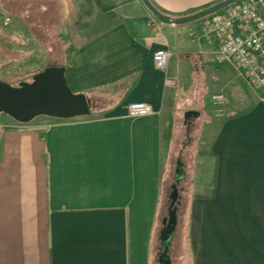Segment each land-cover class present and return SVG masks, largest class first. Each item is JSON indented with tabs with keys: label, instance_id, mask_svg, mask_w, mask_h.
Masks as SVG:
<instances>
[{
	"label": "crops",
	"instance_id": "obj_1",
	"mask_svg": "<svg viewBox=\"0 0 264 264\" xmlns=\"http://www.w3.org/2000/svg\"><path fill=\"white\" fill-rule=\"evenodd\" d=\"M149 1L182 16L220 0ZM0 19L23 23V45L39 46L24 55L62 64L68 87L90 103L72 118L0 117V264H156L174 109L190 104L197 65L222 78L211 100L237 87L238 73L202 37L205 19L163 24L141 0H0ZM157 49L170 53L164 69ZM247 85L249 105L206 108L212 182L194 179L188 264H264V100ZM132 101L152 112L128 115Z\"/></svg>",
	"mask_w": 264,
	"mask_h": 264
},
{
	"label": "rangeland",
	"instance_id": "obj_2",
	"mask_svg": "<svg viewBox=\"0 0 264 264\" xmlns=\"http://www.w3.org/2000/svg\"><path fill=\"white\" fill-rule=\"evenodd\" d=\"M209 17L210 16L205 17V21ZM1 21H3V19H0V22ZM23 36H25L23 23H0V80L12 85H18L21 81H30L34 74L42 71L47 65L53 64L52 62H57L56 60L42 58L43 55L41 52L37 55L30 54L31 58H27L24 55L23 50L25 48H35V51H37L39 46L37 44L32 45V43L30 45L28 43L23 45ZM219 64L224 66L222 63ZM216 74L217 72L214 71V67H210L207 71H202L201 67L197 65L196 83L193 91L189 93L190 104L188 106H179L175 108L172 117L173 123L171 131L173 132L174 137L165 159L166 164L163 176V188L165 189V194L162 203L159 205L157 213L158 219L153 235L154 245L156 246V258L159 241L158 232L162 226L161 220L169 203L167 195L171 189V184L174 182L176 165L181 163L184 167L185 176L177 184L179 191V197L176 203L177 224L175 234L169 245V258L171 264H188L184 223L187 216L189 199L196 191L194 179H202L203 186L205 185L204 181H207L209 186L212 182L211 162L208 163V170L210 171L209 176H205V173L207 172L205 167L206 161H204L206 153L204 150L205 143L200 137L202 136V127L207 121L206 114L208 110L206 108L208 104L212 106L215 105L211 100V94L216 90L218 82L222 84V78H213ZM210 79H212V81H210ZM245 82L244 78L238 75L236 81L237 87L234 88V90L229 92L228 90L227 92L221 91L223 93L222 104H225L226 102L231 105L237 104L239 108L243 107V102L249 105L251 99L256 97V92L247 85V82L245 84ZM189 110L198 111L200 114L193 119L192 126L189 132H187L186 127L183 124V115ZM0 117L13 119L5 113H0ZM186 133L189 134V139L186 138ZM183 145L185 147H183ZM151 264H154V260L151 261Z\"/></svg>",
	"mask_w": 264,
	"mask_h": 264
},
{
	"label": "water",
	"instance_id": "obj_3",
	"mask_svg": "<svg viewBox=\"0 0 264 264\" xmlns=\"http://www.w3.org/2000/svg\"><path fill=\"white\" fill-rule=\"evenodd\" d=\"M153 17L163 24L184 25L210 16L238 0H220L204 8L182 16H171L158 10L149 0H141ZM65 67L49 64L34 74L30 81L12 85L0 80V113H5L15 121L26 123L37 116L72 118L88 115L90 103L84 93H75L68 87L64 77ZM199 115L189 110L183 115L184 123ZM183 167L178 163L175 168L174 182L167 198V215L162 218L158 232L159 250L164 257L163 264H170L169 245L176 231V203L179 197L177 184L183 179Z\"/></svg>",
	"mask_w": 264,
	"mask_h": 264
},
{
	"label": "built area",
	"instance_id": "obj_4",
	"mask_svg": "<svg viewBox=\"0 0 264 264\" xmlns=\"http://www.w3.org/2000/svg\"><path fill=\"white\" fill-rule=\"evenodd\" d=\"M202 37L216 46L215 60L230 65L239 76L257 90L264 100V0H238L210 15L203 23ZM169 51L153 53L156 67H166ZM220 103L223 94L212 95ZM152 112L150 104L132 101L127 105L130 116H145Z\"/></svg>",
	"mask_w": 264,
	"mask_h": 264
},
{
	"label": "flooded vegetation",
	"instance_id": "obj_5",
	"mask_svg": "<svg viewBox=\"0 0 264 264\" xmlns=\"http://www.w3.org/2000/svg\"><path fill=\"white\" fill-rule=\"evenodd\" d=\"M191 119H192V118H190L189 121L187 122L188 129H189V130H190L191 126H192ZM170 191H171V189H170ZM170 191H169V193H170ZM169 193H168V194H169ZM167 196H168V195H167ZM168 204H169V203H168ZM167 212H168V210H166V212L164 213L163 217L167 215ZM163 217H162V218H163ZM161 222H162V220H161ZM161 225H162V224H161ZM159 246H160V242L158 241L157 251H156V264H163V262H164V257H163V255L161 254V253H162L161 250H159ZM160 259H161L163 262H160Z\"/></svg>",
	"mask_w": 264,
	"mask_h": 264
},
{
	"label": "trees",
	"instance_id": "obj_6",
	"mask_svg": "<svg viewBox=\"0 0 264 264\" xmlns=\"http://www.w3.org/2000/svg\"><path fill=\"white\" fill-rule=\"evenodd\" d=\"M53 64H55V63H53ZM59 65H62V64H59Z\"/></svg>",
	"mask_w": 264,
	"mask_h": 264
}]
</instances>
